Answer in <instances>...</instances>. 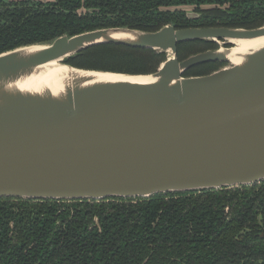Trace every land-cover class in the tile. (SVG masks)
<instances>
[{
  "label": "water",
  "instance_id": "1",
  "mask_svg": "<svg viewBox=\"0 0 264 264\" xmlns=\"http://www.w3.org/2000/svg\"><path fill=\"white\" fill-rule=\"evenodd\" d=\"M256 39L259 45L234 52L237 41ZM190 41L218 49L179 62L177 45ZM106 44L166 59L147 75L66 63ZM214 62L225 65L206 76H182ZM263 180L264 24L105 28L0 54V198H146Z\"/></svg>",
  "mask_w": 264,
  "mask_h": 264
},
{
  "label": "trees",
  "instance_id": "2",
  "mask_svg": "<svg viewBox=\"0 0 264 264\" xmlns=\"http://www.w3.org/2000/svg\"><path fill=\"white\" fill-rule=\"evenodd\" d=\"M183 7H191L195 17H187ZM263 24L264 0L8 2L0 8V54L105 28L251 30ZM216 49L211 41L181 43L177 59ZM165 59L157 51L106 44L90 47L66 63L85 70L147 75ZM224 65L200 64L182 76H206ZM0 264H264V180L148 199L0 198Z\"/></svg>",
  "mask_w": 264,
  "mask_h": 264
},
{
  "label": "flooded vegetation",
  "instance_id": "3",
  "mask_svg": "<svg viewBox=\"0 0 264 264\" xmlns=\"http://www.w3.org/2000/svg\"><path fill=\"white\" fill-rule=\"evenodd\" d=\"M19 1L52 2L54 0H16V1H9V2H19ZM4 3H8V2L6 0H0V8H1V4H4ZM189 8H191V7H189ZM185 14L187 16L188 13L185 12ZM190 17H195V14L193 13V9L192 8H191V11H190ZM257 184H260V182H258L256 184H253V185H257ZM249 186H252V185H249ZM223 189H231V188L208 189V190H193V191H218V190H223ZM193 191H186V192H167V193H160V194H155V195H165V194H168V193H174V194H177V193H187V192H193ZM155 195H152V196H155ZM152 196H150V197H152ZM150 197H146V198H140V197H136V198H119V199H125V200H128V199H148ZM110 198H117V197H110ZM110 198H104V199H100V200H89V199H83V200L96 201L97 202V201H102V200H106V199H110ZM11 199H18V198H11ZM27 200H31V201H47L46 199L45 200H40V199H27ZM83 200H57V201L74 202V201H83ZM48 201H52V200H48ZM225 212L228 213V208L225 209Z\"/></svg>",
  "mask_w": 264,
  "mask_h": 264
},
{
  "label": "bare ground",
  "instance_id": "4",
  "mask_svg": "<svg viewBox=\"0 0 264 264\" xmlns=\"http://www.w3.org/2000/svg\"><path fill=\"white\" fill-rule=\"evenodd\" d=\"M261 39H256V40H248V41H237L234 46V52L239 53L242 52L246 49L253 48L261 43ZM131 80L135 81H142V77H133L130 78Z\"/></svg>",
  "mask_w": 264,
  "mask_h": 264
},
{
  "label": "rangeland",
  "instance_id": "5",
  "mask_svg": "<svg viewBox=\"0 0 264 264\" xmlns=\"http://www.w3.org/2000/svg\"><path fill=\"white\" fill-rule=\"evenodd\" d=\"M6 1L9 2V1H16V0H6ZM181 9L190 14L191 8H185V7H183Z\"/></svg>",
  "mask_w": 264,
  "mask_h": 264
}]
</instances>
